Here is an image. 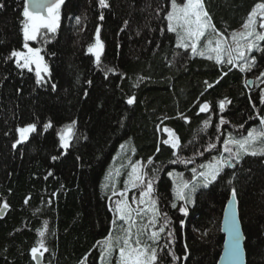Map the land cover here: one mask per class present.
Here are the masks:
<instances>
[{"label": "trees", "instance_id": "1", "mask_svg": "<svg viewBox=\"0 0 264 264\" xmlns=\"http://www.w3.org/2000/svg\"><path fill=\"white\" fill-rule=\"evenodd\" d=\"M203 1L230 41L253 7L264 3ZM24 3L0 0V264H38L34 247L43 253L42 264H81L85 257L86 264H102L98 242L115 234L121 222L112 223L116 201L128 193L132 197L138 188L129 185L126 196L113 191L125 190L137 162L145 180L153 181L160 213L154 229L165 228L153 245L156 264H218L225 239L222 219L233 188L247 262L264 264V155H244L233 161L234 167L225 166L215 182L197 188L189 205L176 198L169 175L175 169L182 180L191 181L192 168L204 171L201 165L229 155L223 143L229 135L239 139L261 126L264 41H257L260 48L253 53L245 50L249 60L256 58L250 70L241 71L207 59V52L201 56L177 46V34L167 28L170 0H106L107 7L99 0H64L56 32L42 30L38 40L27 42L42 47L49 63L47 80L37 84L34 70L9 58L13 50L25 49ZM256 19L258 32L264 33L261 17ZM97 28L103 44L99 66L95 49L89 51ZM221 100L230 101L223 111ZM204 103L209 108L201 112ZM29 124L36 130L14 148L17 130ZM68 125L73 134L64 148L60 133ZM177 137L176 149L164 143ZM124 141V153L117 155L123 168L117 182L107 185ZM109 261L116 264L112 257Z\"/></svg>", "mask_w": 264, "mask_h": 264}, {"label": "snow or ice", "instance_id": "2", "mask_svg": "<svg viewBox=\"0 0 264 264\" xmlns=\"http://www.w3.org/2000/svg\"><path fill=\"white\" fill-rule=\"evenodd\" d=\"M64 3V0H25L23 7V37L24 45L23 47L27 49V52L13 50L9 58H15V62L20 68H25L32 70V65L35 64L36 72V83L41 84L44 82V77L41 75V72H47V65L43 64V57L40 55L39 48L30 47L27 43L28 41H36L40 38L42 30H46V33H55L58 28V22L60 19L59 10L61 5ZM99 4L102 7H107L106 0H99ZM30 5L32 8H30ZM170 10L167 11L166 19L168 21V31L174 32L177 34L178 47H183L185 49L191 48L193 54H199L204 56L207 52V59L215 60L217 63H227L235 67H239L241 71L250 70L255 63V58L252 57L250 60L245 55V50L251 51L253 48H257V41H264V33L256 32L252 27L255 23V18L259 14L261 17L260 27L264 28V3H257L252 11L248 14L247 20L243 24L244 31L241 32H232L231 34V44L228 43V38L224 36L223 33L218 32L215 29L214 25L210 24L211 17L204 8L203 0H186L184 3H178L177 0H170ZM3 7V4H0V8ZM34 9V10H33ZM103 19V16L100 17ZM77 23H79V18H77ZM211 28L212 34L215 38V46L213 47V40L208 39L206 43V48L204 51L198 50V44L201 41V38L206 36V29ZM100 29L96 30V43L94 46L89 48V51L92 52L95 49V60L99 66L101 63V50L103 44L99 39ZM45 33V35H46ZM211 53H215L213 56ZM227 54V59L225 60L224 54ZM235 53V55H234ZM236 60H244L245 62L241 65L235 63ZM23 61V63H21ZM107 71H112V69H107ZM226 74V73H225ZM260 77H264V72L260 73ZM257 77V79H260ZM212 85H209L211 87ZM53 88L55 85L52 86ZM261 102H264V95L261 96ZM129 105L134 103V97H131L127 100ZM230 103L227 100H221L219 102L220 110L223 111L225 104ZM209 108L207 103H204L200 107V111H206ZM185 120L187 118L185 117ZM225 121L223 117L220 119V124H224ZM75 124V121L72 122ZM207 126L208 121L204 122ZM260 124L264 126V117L260 118ZM51 122L45 125V128L50 127ZM36 130L35 124H29L25 127L19 128L20 139H18L13 147L15 148L17 144L26 141L29 138V134ZM72 136V125H68L60 133V141L62 147H69V139ZM257 142L264 144V127L258 129L254 128L247 132V135L235 139L231 135L223 141L224 143V152L229 153L227 157L221 155L220 157L214 159V161L209 162L206 165H201L200 167L204 171L197 172L196 168H192V180L184 181L181 180L180 183L173 189L175 196L178 200L184 201L187 203H192V194L197 190L200 185L207 188L210 184L215 182L220 176L224 167L229 168L234 167L233 161L239 162L244 155H264V147L256 149ZM165 144H170L173 149L179 147L178 137L174 140H165ZM229 145H235V150ZM124 146L121 145V148ZM215 145L210 144L209 148H213ZM159 151V148L157 149ZM53 159H56L53 157ZM151 162V158H149ZM175 163V161H174ZM139 164V162H137ZM137 164L131 166L132 170L128 174V179L125 181V190L117 194L113 191V195L126 196V190L129 185L131 188L135 189L140 187L139 196L134 197L133 200L136 202L137 207L133 208L132 205L128 202L127 198L116 201L115 212L116 217L113 219L112 223L115 225L117 220L122 222L120 229L121 235H114L109 233L101 244V261L102 264H111L109 257H111L118 249V257L116 259V264H156L157 262V248L153 246L156 241L159 239V234L165 231L164 226H160L158 231L153 230L148 233V229L155 228L157 224V217L160 215L157 202L154 199H151V194L153 193V181H145L144 174H141L138 170ZM111 177V173L109 174ZM115 175H119L117 170ZM172 175V173H169ZM182 176V174H178ZM198 180V183L195 181ZM231 183V181H229ZM114 188V185H113ZM237 191L235 188L231 190V203L236 202ZM145 198H148L147 200ZM27 203V200H26ZM143 205V207H140ZM8 204L5 202L3 208H7ZM172 207L175 208L177 205L172 204ZM180 212L187 214L186 207H180ZM151 213V217L147 224L137 225L135 217H141L144 214ZM167 219L165 218V224ZM46 227V225H45ZM135 227V232L132 231ZM231 231L234 236V243L232 247L231 254L234 259H239L240 249H239V234L240 230L236 223V213L235 210L232 212V226ZM41 236L44 235V232L41 231ZM147 235L148 240H144L143 237ZM171 235V233H169ZM151 241L152 243H149ZM40 248H44V241H38ZM45 251L47 249H44ZM33 257H36V254L40 249L34 247L32 248ZM42 255L43 253L40 252ZM175 258V257H174ZM87 257L81 261V264H86Z\"/></svg>", "mask_w": 264, "mask_h": 264}, {"label": "rangeland", "instance_id": "3", "mask_svg": "<svg viewBox=\"0 0 264 264\" xmlns=\"http://www.w3.org/2000/svg\"><path fill=\"white\" fill-rule=\"evenodd\" d=\"M186 2V1H185ZM179 3V2H178ZM203 4H204V1H203ZM204 8H205V10L208 12V9H207V7H206V5L204 4ZM59 14H60V19H59V22H58V27L60 26V23H61V19H62V5H61V7H60V10H59ZM208 14H209V12H208ZM259 15V14H258ZM258 15H257V17H258ZM209 16H210V14H209ZM211 17V16H210ZM256 17V18H257ZM255 18V23L253 24V28L255 29V31L256 32H258V28H257V19ZM210 24L211 25H214L215 26V24H214V22H213V19H212V17H211V20H210ZM58 29V28H57ZM215 29L218 31V32H220L217 28H216V26H215ZM241 31H244V28L243 27H241L240 29H238L237 30V32H241ZM225 37H226V35H224ZM215 36H214V34H212V29L211 28H208V29H206V36L205 37H203V38H201V41L199 42V44H198V50H200V51H204L205 50V48H206V43H207V40L208 39H212L213 40V44H212V46L214 47L215 46ZM228 43L229 44H231L232 42L230 41V40H228ZM257 43V42H256ZM29 46L30 47H34V46H32V45H30L29 44ZM36 47V46H35ZM258 48H260V47H258ZM18 51H23V52H27V49H21V50H18ZM213 56H215V53H211ZM40 55L43 57V64H45V65H47V68H48V71L47 72H41V75L44 77V81H46L47 80V76H48V74H49V71H50V68H49V63H48V61H47V59H46V56H45V53L43 52V51H41L40 52ZM234 55H235V53H234ZM23 62V61H22ZM236 63L238 62V60H236L235 61ZM32 70H34L35 71V64H33L32 66ZM260 127H264V126H260ZM260 127H253L252 129H254V128H256V129H258V128H260ZM251 130V129H250ZM72 134H73V130H72ZM246 136V135H245ZM72 137V136H71ZM242 138V137H241ZM20 139V138H19ZM71 139V138H70ZM69 139V140H70ZM240 139V138H239ZM127 141H124L121 145H123V146H125V145H127ZM230 147H232L233 148V150H235V145H229ZM256 149L258 150V149H260V148H262V147H264V144H261V143H259V142H257V144H256ZM122 151V152H121ZM128 150H126V154H125V157L126 158H130L131 157V155L129 154V152H127ZM121 152V154L123 155V153H124V151L122 150V148H121V146H120V150H119V152L116 154V159L114 160V163L112 164V167H111V169H110V171H109V174L111 173V177H110V175L108 174V177H107V185H109V184H111V183H116L117 182V180H118V176L117 175H115V173H116V171L118 170L119 171V174L121 173V170H122V168H123V165L122 164H120L119 163V161H120V159H121V155H119L118 157H117V155L119 154ZM209 162H212V161H209ZM208 162V163H209ZM208 163H206V164H208ZM170 173H172V177H173V179H174V188L180 183V181L182 180L181 179V177H180V175H178V174H180V173H178L175 169H172V170H170ZM146 181V180H145ZM195 183H198V182H195ZM140 190H141V188L140 187H138V191H137V194H134L132 197L131 196H129V193L127 194V196L126 197H121V199H125V198H127V200H128V202H130V200H133V198L134 197H137L138 198V196H139V192H140ZM121 191H118V194L120 193ZM155 192L153 191V193L151 194V199H154L155 201H156V195L154 194ZM194 196H195V194L193 193L192 194V197H191V199H192V201H194ZM121 199H119V200H121ZM146 200L148 199V198H145ZM118 201V200H117ZM130 204H131V202H130ZM189 204H191V203H187L186 205H189ZM132 205V204H131ZM132 207L133 208H135V207H137V204H136V202L134 201V205H132ZM140 207H143V205H140ZM158 208V207H157ZM150 217H151V213H147V215H146V218L145 219H143V216H142V218L141 217H135V219H136V221L138 220V219H142V220H144L142 223H140V224H147L148 223V221H149V219H150ZM121 225H122V222H120L119 224H118V229H120V227H121ZM135 227H133V229H132V231L133 232H135ZM153 230H155L154 228H151V229H148L147 231H148V233L150 234V232L151 231H153ZM114 235H121V232L119 231V230H117L116 232H115V234ZM143 239L144 240H148V236L147 235H145L144 237H143ZM149 243H151V241H148ZM39 252H41V251H39ZM112 258H114V259H117V257H118V249L116 250V251H114V253H113V255L111 256ZM111 257H109L108 259H110Z\"/></svg>", "mask_w": 264, "mask_h": 264}, {"label": "water", "instance_id": "4", "mask_svg": "<svg viewBox=\"0 0 264 264\" xmlns=\"http://www.w3.org/2000/svg\"><path fill=\"white\" fill-rule=\"evenodd\" d=\"M30 8L32 6L30 5ZM34 10V9H33ZM33 48H39L40 52L43 50L42 47H33ZM252 80L250 81V83ZM235 210L236 213V223L239 227L240 234H239V249H240V254H239V259H234L231 251L234 243V236L231 231V226H232V212ZM222 233L225 237L224 239V245L222 249V253L219 257L218 264H248L247 262V252H246V235L244 232L243 224L241 221L240 213H239V207H238V198L236 197V202L231 203V197L228 200L224 214H223V219H222ZM36 261L38 264H42L43 261V254L41 255L40 252L36 254L35 257Z\"/></svg>", "mask_w": 264, "mask_h": 264}, {"label": "flooded vegetation", "instance_id": "5", "mask_svg": "<svg viewBox=\"0 0 264 264\" xmlns=\"http://www.w3.org/2000/svg\"><path fill=\"white\" fill-rule=\"evenodd\" d=\"M255 50H257V48H256V49L253 48V49L251 50L252 53H253ZM254 58H256L255 54H254ZM251 80L253 81V79H250L249 82H250ZM251 83H252V82H251Z\"/></svg>", "mask_w": 264, "mask_h": 264}]
</instances>
